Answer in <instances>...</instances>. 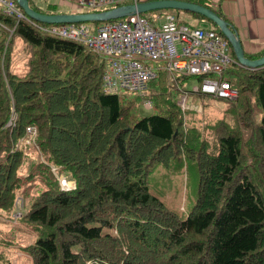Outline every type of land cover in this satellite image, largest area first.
I'll return each mask as SVG.
<instances>
[{
    "label": "trees",
    "instance_id": "obj_1",
    "mask_svg": "<svg viewBox=\"0 0 264 264\" xmlns=\"http://www.w3.org/2000/svg\"><path fill=\"white\" fill-rule=\"evenodd\" d=\"M185 1L221 15L205 0ZM176 11L181 23L209 22L224 37L204 16ZM0 23V219L13 220L26 185L40 179L16 219L35 237L20 247L32 264H264V67L231 64L223 72L237 98L224 100L211 139L180 105L186 84L209 75L159 72L146 92L156 113L140 117L132 101L104 91L105 64L84 45L2 14ZM18 39L27 56L21 75L12 71ZM199 97L210 95L191 92L187 104ZM29 126L35 140L18 149ZM53 165L76 188L63 190ZM160 168L166 179L192 173L195 201L186 214L153 191ZM10 241L0 237L1 246Z\"/></svg>",
    "mask_w": 264,
    "mask_h": 264
},
{
    "label": "built area",
    "instance_id": "obj_2",
    "mask_svg": "<svg viewBox=\"0 0 264 264\" xmlns=\"http://www.w3.org/2000/svg\"><path fill=\"white\" fill-rule=\"evenodd\" d=\"M146 1L149 0H74V4L79 12H85L110 8L121 2ZM0 14L29 22L41 34L84 45L105 64L103 88L108 94L138 91L151 107L146 98L148 83L156 79L159 72H166L169 79L177 75H209L197 88L183 93L180 101L183 108L191 92L226 101L237 98V91L229 80L223 78V72L231 64L244 66L231 56L228 42L213 26L181 23L172 14L157 16L153 20L137 14L133 19L104 22L95 29L87 23L45 24L27 17L14 0H0ZM0 26L3 25L0 23ZM36 133L35 127H27L17 148L33 142ZM50 169L63 190L76 188V182L66 178L56 166Z\"/></svg>",
    "mask_w": 264,
    "mask_h": 264
},
{
    "label": "rangeland",
    "instance_id": "obj_3",
    "mask_svg": "<svg viewBox=\"0 0 264 264\" xmlns=\"http://www.w3.org/2000/svg\"><path fill=\"white\" fill-rule=\"evenodd\" d=\"M168 14L178 15L175 9L152 10L143 13L145 17L151 20L155 19L157 16H166ZM181 14L182 21L194 24L195 21L192 17L187 15L188 13ZM128 18L133 19L134 16ZM86 23L92 29H95L102 24L99 22ZM197 25L205 27L209 25V22L203 21L202 23ZM24 48L25 44L23 40L18 39L12 60V71L18 75H21L25 71V62L27 56ZM199 85L200 81H198L197 79H192L186 84L184 89L192 90L194 88H197V86ZM121 95H123L127 101H132V107L135 108L136 113L138 114L137 116H148L156 113V110H154V108L143 102V97L138 91L128 92L126 90H123L121 92ZM177 98L178 97H176L175 99ZM226 108L227 102L210 96L207 98L199 97L193 102L190 101V103H188L186 105V108L184 109L190 110L186 115L189 125L198 127L203 131L204 136L211 138V131L209 130V126L225 117ZM37 171L38 168L33 167V172L36 173ZM22 172L24 176H27V172L24 169L22 170ZM166 177H168V175L165 174V170L163 168H160L155 173L154 182H151L153 191L159 194L171 208L179 210L180 213L186 214L192 209L195 201V181L193 179L192 173L185 172V177L184 175H173L168 179H166ZM33 181L28 182L30 185H26L27 187L25 191L28 194H36L39 187H43L40 179L35 180L34 182ZM153 183H157V185L153 186ZM33 186H35V189L37 188L36 191L33 190ZM159 192L162 194H160ZM28 194L26 195L25 199H17V204L19 205V207L16 206V212L18 213L16 216L25 214L27 209L29 208L28 203L31 196H29ZM19 213L21 214L19 215ZM17 218L18 217H13V220L5 221H3V219H0V237H3L4 241L11 240L10 242H12L11 245L7 247L0 245V253L3 250H6L8 252L6 262H0V264H32L31 259L27 257L24 252H22L20 247L28 243L30 244L31 242H33L35 237L25 225L16 220Z\"/></svg>",
    "mask_w": 264,
    "mask_h": 264
},
{
    "label": "water",
    "instance_id": "obj_4",
    "mask_svg": "<svg viewBox=\"0 0 264 264\" xmlns=\"http://www.w3.org/2000/svg\"><path fill=\"white\" fill-rule=\"evenodd\" d=\"M16 2L27 17L46 24L104 23L162 9H175L200 14L219 28L220 32L231 44L235 58L242 66L253 70L264 67V56L257 59H251L246 56L240 35L230 22L212 9L194 2L185 0H149L140 3H128L103 11L55 14L39 12L30 5V0H16Z\"/></svg>",
    "mask_w": 264,
    "mask_h": 264
},
{
    "label": "crops",
    "instance_id": "obj_5",
    "mask_svg": "<svg viewBox=\"0 0 264 264\" xmlns=\"http://www.w3.org/2000/svg\"><path fill=\"white\" fill-rule=\"evenodd\" d=\"M56 13H76L74 0H30ZM238 31L246 55L264 52V0H205Z\"/></svg>",
    "mask_w": 264,
    "mask_h": 264
}]
</instances>
